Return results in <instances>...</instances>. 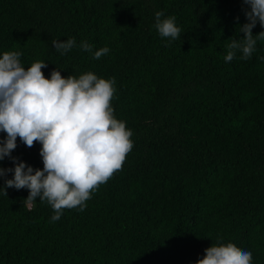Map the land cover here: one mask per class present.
I'll list each match as a JSON object with an SVG mask.
<instances>
[{"label": "trees", "instance_id": "obj_1", "mask_svg": "<svg viewBox=\"0 0 264 264\" xmlns=\"http://www.w3.org/2000/svg\"><path fill=\"white\" fill-rule=\"evenodd\" d=\"M246 9L243 0H0V57L22 52L26 70L46 62L45 78L56 68L62 78L114 77V116L134 142L85 210L64 209L56 222L47 202L24 204L28 189L0 193V264H197L218 236L264 264V41L248 60L224 59L229 39L243 38ZM157 11L175 16L180 39L160 37ZM70 38L77 46L64 55L51 44ZM40 148L18 137L11 155L42 170Z\"/></svg>", "mask_w": 264, "mask_h": 264}, {"label": "clouds", "instance_id": "obj_2", "mask_svg": "<svg viewBox=\"0 0 264 264\" xmlns=\"http://www.w3.org/2000/svg\"><path fill=\"white\" fill-rule=\"evenodd\" d=\"M247 5V23L238 26L243 38L235 36L227 44L225 62L237 58L248 60L256 51L257 41H264V31L253 35L260 25L264 29V0H243ZM237 22L239 17L236 18ZM155 29L160 37L169 41L180 39L181 28L175 16L165 17L163 11L155 12ZM55 50L64 55L76 47V40H52ZM79 47L92 53L93 45L86 41ZM110 52L103 47L93 53L99 60ZM22 52L7 51L0 57V161L9 158L14 167H0L4 179L0 193L7 189H28L24 204L33 207L37 198L53 209L52 222L60 220L64 209L84 211L86 201L100 185L122 169L125 158L134 147L133 131L126 122L115 118L111 101L114 98L115 78H98L92 72L78 78H62L54 69L50 78L41 71L48 65L36 61L25 69ZM28 148L34 142L41 145L39 155L43 169H34L11 154L17 148V138ZM12 173L11 179H6ZM217 244L205 249L197 264H252V253L232 243Z\"/></svg>", "mask_w": 264, "mask_h": 264}]
</instances>
